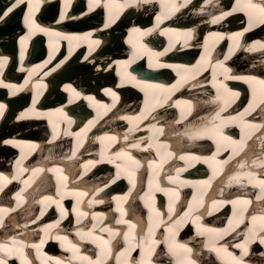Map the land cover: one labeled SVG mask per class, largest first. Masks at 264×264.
Wrapping results in <instances>:
<instances>
[{
  "label": "bare ground",
  "instance_id": "1",
  "mask_svg": "<svg viewBox=\"0 0 264 264\" xmlns=\"http://www.w3.org/2000/svg\"><path fill=\"white\" fill-rule=\"evenodd\" d=\"M82 1L87 6L84 13L62 12V23L56 25L79 23L90 16L94 21L105 8L103 24L76 33L68 46L67 32L61 31L55 48L59 59L66 57L54 66L27 64L23 61L25 53L19 51L18 58L24 64L16 67L18 78L10 82L0 78V95L27 100L30 92L33 103L28 108L32 110L16 111L11 108L21 100L0 101L10 111L4 115L0 109V178H7L0 189L14 180L21 186L18 192L10 193L11 200L5 193L1 195L0 217L5 222L0 220V245L4 246L0 248V260L6 264H188L189 260L195 264H231V257L224 252L227 249L243 264H264V245L259 243V237L264 236V186L260 183L264 180V83L260 82L264 80V13L250 6L264 5V0H234L227 9L219 6L230 0H123L115 11L112 0H77V6ZM29 2L36 6H28V11L36 13L38 0H24L19 6ZM44 4L43 14L47 11L50 16L55 2ZM127 8L132 9L110 27L119 12ZM130 15H139V20L154 16V28L143 27V22L134 28V36L150 32L153 36L147 40L146 53L132 48L131 60L117 62L118 55L112 58L110 53L126 51L118 31L131 20ZM180 19L188 25L179 26ZM0 20V48H9L12 38H17L14 31L18 26L12 19L4 24ZM40 28L17 39V46L24 48ZM98 31L99 35H94ZM47 40V59L52 60V39ZM62 41L66 50L61 47ZM226 44L232 47L227 55L222 54ZM188 45L201 50L197 60ZM82 46V63L76 58L70 61ZM140 58L143 60L135 71L143 75L149 71L142 83L126 74L134 71L130 65ZM6 60L13 59L9 53L0 54V75L8 67ZM65 75L74 77L81 87L63 81L60 77ZM108 78L107 87L101 88L100 83ZM221 85H227V90ZM144 86L150 91L146 92ZM139 99L136 113L130 107L126 109ZM47 106L53 107L47 110ZM76 112L86 116L92 112L94 118L76 130L73 121L80 118ZM163 115L166 120L160 119ZM42 117L57 125L48 127L50 136L64 140L43 143ZM104 125L114 127L101 135L97 128ZM12 127L18 132L15 137ZM205 127L215 130L211 138L194 139L186 134ZM229 130H238V138ZM3 132L4 136L7 132L5 138ZM24 133H39L38 144L22 138ZM87 133L101 149L96 160L74 161L60 156L65 135L76 140L77 149L82 144L84 149ZM5 140L20 152L15 164H8L16 155L2 146ZM93 149L89 146L83 152L92 153ZM100 165L102 168L97 169ZM107 165L115 172L108 171ZM77 169V185L62 181V173L70 181L75 179ZM41 172H51L54 178ZM35 177L43 180V187L39 188L41 182ZM116 180L119 184L110 186ZM22 182L30 183L31 196L23 190ZM52 183L55 186L51 189ZM117 187L130 193L120 195L114 191ZM142 187L145 194L138 198ZM38 188L41 194L35 191ZM60 189L63 191L59 193ZM188 195H192V201L187 207ZM66 198L73 199V207ZM107 198L111 211L106 207ZM173 201L172 207L169 203ZM162 203L167 206L166 213L159 206ZM153 205L158 206L162 217L148 213L154 211ZM244 208L250 210L248 214ZM52 209L59 213L53 214ZM253 235L257 239L251 241ZM246 238L251 241L247 252L236 247L245 244ZM120 240H124L123 251L104 260ZM89 242L100 250L97 259L81 250L91 248ZM215 248L221 251L217 253Z\"/></svg>",
  "mask_w": 264,
  "mask_h": 264
},
{
  "label": "snow or ice",
  "instance_id": "2",
  "mask_svg": "<svg viewBox=\"0 0 264 264\" xmlns=\"http://www.w3.org/2000/svg\"><path fill=\"white\" fill-rule=\"evenodd\" d=\"M145 2H148V0H145ZM21 3H24V0H15V3H13L11 6H9L6 10H4L2 12V14H0V18H3V17H6L9 13L13 12L14 9L16 7H18ZM251 7L253 8H259V11L261 13H264V5H250ZM29 7L31 8L32 7V4L29 3ZM63 15L61 16V19H63ZM26 20L28 19L27 17L25 18ZM33 24H35V21L32 22ZM37 28H39L40 26L37 24L35 25ZM40 31H47V29H43V28H40ZM241 35L240 33H237V36ZM261 47H264V44L261 45ZM0 66H2V64H0ZM237 79H243V77H235ZM250 79H254V78H250ZM261 83H264V80L260 81ZM225 90H227V85H221ZM113 96H115L116 94L113 92L111 93ZM185 103H188L187 101H185ZM3 105H0V109H3ZM219 115V113L217 114ZM159 131V129L157 130ZM215 130L213 128H208V127H205L203 129H200V130H197L196 132L194 133H186L188 135H190L192 138L194 139H201V138H204L205 136H208L209 138H211V135L213 134ZM222 135V133H220ZM225 139H227V137H225ZM183 159V157H181ZM261 185L264 186V180H261L260 181ZM255 219V217L253 218ZM261 219H264V217H261ZM212 231H216V230H212ZM255 239H257V237L255 235H253V237L251 238V241H254ZM248 238H246V241H245V244L243 245H236V247H242L245 249V252H247V245L248 243L251 242ZM259 243L261 245H264V236H260L259 237ZM4 246L3 245H0V248H3ZM181 249H184L185 251L187 252H190L191 250L190 249H185V246L184 245H180L179 246ZM217 253H219L221 251V249L219 248H215L214 249ZM224 252L225 254L228 256V257H231V264H243V261L242 259H238L237 257H235L231 252H228L227 249H224ZM262 255H264V253H262ZM0 264H6V262L4 260H0ZM96 264H99V261L96 262ZM188 264H195L194 261H191L189 260L188 261Z\"/></svg>",
  "mask_w": 264,
  "mask_h": 264
}]
</instances>
